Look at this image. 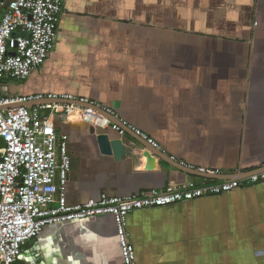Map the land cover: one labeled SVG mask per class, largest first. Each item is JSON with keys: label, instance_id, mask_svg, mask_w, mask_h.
Here are the masks:
<instances>
[{"label": "crops", "instance_id": "0c3cea01", "mask_svg": "<svg viewBox=\"0 0 264 264\" xmlns=\"http://www.w3.org/2000/svg\"><path fill=\"white\" fill-rule=\"evenodd\" d=\"M3 80V95L73 93L114 106L186 166L222 177L264 169V0H63L45 62L19 84ZM56 125L69 136L67 204L217 180L157 159L149 168L130 135L115 160L86 122ZM127 230L137 264H264V180L132 211ZM14 264H123L113 216L47 225Z\"/></svg>", "mask_w": 264, "mask_h": 264}, {"label": "built area", "instance_id": "2783aa9c", "mask_svg": "<svg viewBox=\"0 0 264 264\" xmlns=\"http://www.w3.org/2000/svg\"><path fill=\"white\" fill-rule=\"evenodd\" d=\"M62 4L63 0H10L6 7L0 6V81H23L45 62L55 46ZM57 121L86 122L95 131L112 130L119 137L127 128L161 149L114 106L73 93H0V264H14L25 242L47 225L103 214L113 216L123 264H137L127 230L130 212L227 193L264 180L262 169L240 178L189 181L127 196L101 193L83 203L67 204L69 136L59 130ZM188 167L219 174L214 168Z\"/></svg>", "mask_w": 264, "mask_h": 264}, {"label": "water", "instance_id": "95a60500", "mask_svg": "<svg viewBox=\"0 0 264 264\" xmlns=\"http://www.w3.org/2000/svg\"><path fill=\"white\" fill-rule=\"evenodd\" d=\"M4 2L3 7H6L10 0H0ZM29 106V105H27ZM114 121V120H113ZM91 134H95V130L91 127L90 128ZM126 133L133 137L137 142H139L143 147L144 151L142 152V156H144L147 159L148 167L152 168V162L153 160L157 159L158 162H164L168 165H171L173 167H176L182 171H185L187 173L198 175L204 178H213V179H232V178H240V177H222L219 174L218 175H209L198 172L196 169L190 168L186 165H183L182 162H176L175 159L164 153L161 149L154 148L152 145H150L147 141L141 139L139 136L135 135L132 131L129 129L126 130ZM96 141L99 147V150L104 155H112L115 160L121 159L123 156L126 155L128 146L118 137H113L106 131H96L95 134Z\"/></svg>", "mask_w": 264, "mask_h": 264}, {"label": "rangeland", "instance_id": "374dc122", "mask_svg": "<svg viewBox=\"0 0 264 264\" xmlns=\"http://www.w3.org/2000/svg\"><path fill=\"white\" fill-rule=\"evenodd\" d=\"M57 65H58V64H57ZM39 71H41V69H39ZM64 80H65V81H68L67 76H64ZM14 81H15L14 83H18V84L21 82V81H19V80H14ZM17 81H19V82H17ZM23 81H24V80H23ZM70 82H71V81H70ZM70 82H66V83L68 84V83H70ZM7 83H8V82L5 81V80H3L2 83H1V87H2V89H3L4 91H7V90H8ZM46 86H48V82L45 81V87H46Z\"/></svg>", "mask_w": 264, "mask_h": 264}, {"label": "bare ground", "instance_id": "6f19581e", "mask_svg": "<svg viewBox=\"0 0 264 264\" xmlns=\"http://www.w3.org/2000/svg\"><path fill=\"white\" fill-rule=\"evenodd\" d=\"M124 130H125V134H124V136H122V137H119L117 134H116V132H114L115 134H116V136L118 137V138H120L126 145H127V143L125 142V140H124V137L126 136V135H128L127 133H126V130H127V128H124ZM130 130V129H129ZM108 130H106V132H107ZM131 131V130H130ZM135 134V133H134ZM136 135V134H135ZM115 136V137H116ZM138 136V135H137ZM141 138V137H140ZM142 139V138H141ZM144 140V139H143ZM146 141V140H145ZM128 146V145H127Z\"/></svg>", "mask_w": 264, "mask_h": 264}, {"label": "trees", "instance_id": "16d2710c", "mask_svg": "<svg viewBox=\"0 0 264 264\" xmlns=\"http://www.w3.org/2000/svg\"><path fill=\"white\" fill-rule=\"evenodd\" d=\"M4 78L1 79V81L3 80Z\"/></svg>", "mask_w": 264, "mask_h": 264}]
</instances>
